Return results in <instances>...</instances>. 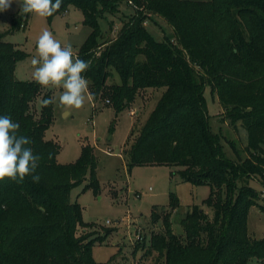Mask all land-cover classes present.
Here are the masks:
<instances>
[{"label": "trees", "instance_id": "16d2710c", "mask_svg": "<svg viewBox=\"0 0 264 264\" xmlns=\"http://www.w3.org/2000/svg\"><path fill=\"white\" fill-rule=\"evenodd\" d=\"M121 1L63 0L53 15L75 6L92 29L78 57L91 62L83 75L94 101L104 98L121 113L142 91L163 89L142 126L131 130L123 151L127 165L180 166L183 181L211 189L204 200L211 214L193 205L181 221L182 236L171 220L177 195L171 193L165 214L153 209V222L162 219L164 230L152 232L144 254L156 252L162 264H264V238H253L248 228L250 209L264 211L251 183L258 179L264 188V0H127L134 11L123 15L112 36L99 20L118 11ZM154 15L172 26L174 37L158 39L148 30L145 22ZM22 17L14 13L10 28L0 30V115L19 122L18 135L31 139L26 147L41 156V179L0 181V264H109L94 259L93 245L104 237L87 231L95 224L85 222L83 206L71 200L87 177L86 188H100L95 148L84 145L76 161L59 163L61 144L45 137L54 104L37 106L39 97L53 96L35 80L16 77L27 53L4 37ZM207 85L224 116L247 129V158L226 155L210 123Z\"/></svg>", "mask_w": 264, "mask_h": 264}, {"label": "rangeland", "instance_id": "374dc122", "mask_svg": "<svg viewBox=\"0 0 264 264\" xmlns=\"http://www.w3.org/2000/svg\"><path fill=\"white\" fill-rule=\"evenodd\" d=\"M132 4L122 0L118 11L100 18L101 30L112 29L114 32L110 35L114 36L121 27L123 15L134 11ZM18 11L23 15L22 25L4 38L27 53L16 68V77L20 80H34L33 72L39 65L34 66L31 61L33 57L39 59L37 42L44 30L52 32L62 47L71 45L74 58L78 57L80 47L92 30L84 23L82 10L75 6L50 18L35 13L23 14L21 5L14 0L8 10L0 12L1 31L10 28L11 16ZM145 26L158 39L174 37L172 26L159 16L147 19ZM114 80L119 81V76ZM45 90L50 91L56 100L54 121L46 130L45 137L61 144L57 161L63 164L74 162L80 157L84 145L90 144L95 148L100 188L96 191L86 188L90 181L87 177L71 191V200L83 206V220L95 224L87 231L94 230L104 237L103 241L93 245L94 259L109 264H162L156 252L145 255L142 249L143 244L149 245L152 232L164 230L162 219L153 222L152 210L157 209L162 214L168 212L171 193L177 195L179 205L173 210L171 220L173 230L179 236L184 232L181 221L193 205L198 204L211 214V209L204 204L210 195V186L183 181L180 166H129L125 160L123 151L129 143L131 130L142 126L163 89L142 91L131 107L121 113H116L104 98L89 101L87 96L80 109L66 108L59 105V96L64 91L61 87L49 85ZM205 97L211 126L220 136L226 155L234 159L247 158L248 131L245 126L241 121L232 124L224 116L221 100L209 85L205 88ZM37 106L41 108L42 97L37 99ZM251 183L260 190L259 202L264 205V188L258 179ZM248 228L253 238H264V211L258 205L250 209ZM83 229L84 226H80L78 233Z\"/></svg>", "mask_w": 264, "mask_h": 264}, {"label": "clouds", "instance_id": "9594fccd", "mask_svg": "<svg viewBox=\"0 0 264 264\" xmlns=\"http://www.w3.org/2000/svg\"><path fill=\"white\" fill-rule=\"evenodd\" d=\"M14 0H0V12L8 10ZM21 5L23 14L35 13L40 17H51L62 7L63 0H15ZM39 59L33 57L31 63L35 67L33 79L42 87L53 85L64 91L59 96V105L66 108L80 109L85 98L94 100L95 94L89 91V81L83 75L91 62L74 58L71 45L62 47L54 38L52 32L44 30L37 42ZM56 103L52 97L44 99L42 104L48 107ZM19 122H14L9 115H0V181L6 178L16 183H22L31 176L33 183H39L40 176L36 174L41 156L33 154L26 145L31 139L18 135ZM51 158V157H49ZM44 212L43 206L39 209Z\"/></svg>", "mask_w": 264, "mask_h": 264}, {"label": "crops", "instance_id": "0c3cea01", "mask_svg": "<svg viewBox=\"0 0 264 264\" xmlns=\"http://www.w3.org/2000/svg\"><path fill=\"white\" fill-rule=\"evenodd\" d=\"M132 112V111H131Z\"/></svg>", "mask_w": 264, "mask_h": 264}]
</instances>
